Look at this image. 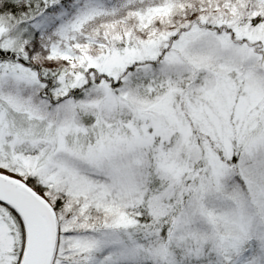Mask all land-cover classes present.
<instances>
[{
	"label": "snow or ice",
	"instance_id": "6c2138e0",
	"mask_svg": "<svg viewBox=\"0 0 264 264\" xmlns=\"http://www.w3.org/2000/svg\"><path fill=\"white\" fill-rule=\"evenodd\" d=\"M0 264H264V0H0Z\"/></svg>",
	"mask_w": 264,
	"mask_h": 264
}]
</instances>
